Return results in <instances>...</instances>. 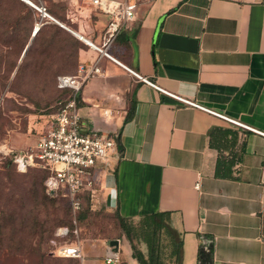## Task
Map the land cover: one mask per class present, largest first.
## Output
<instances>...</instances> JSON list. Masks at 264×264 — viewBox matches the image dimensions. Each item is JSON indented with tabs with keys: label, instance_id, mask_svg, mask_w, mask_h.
Here are the masks:
<instances>
[{
	"label": "crops",
	"instance_id": "0c3cea01",
	"mask_svg": "<svg viewBox=\"0 0 264 264\" xmlns=\"http://www.w3.org/2000/svg\"><path fill=\"white\" fill-rule=\"evenodd\" d=\"M107 22L83 0H0V45L42 46L64 30L81 42L78 62H92L85 40L101 45ZM108 52L114 60L101 58L103 74L79 107L86 131L116 133L119 143L98 166L93 201L131 220L168 212L181 264H200L209 248L211 264H264V135L205 110L264 133V0H144ZM127 96L134 108L124 122ZM117 239L120 264H138L126 236ZM106 244L81 264H107Z\"/></svg>",
	"mask_w": 264,
	"mask_h": 264
},
{
	"label": "rangeland",
	"instance_id": "374dc122",
	"mask_svg": "<svg viewBox=\"0 0 264 264\" xmlns=\"http://www.w3.org/2000/svg\"><path fill=\"white\" fill-rule=\"evenodd\" d=\"M143 1L139 0L138 5ZM72 44L65 37L61 56L53 50L49 56L31 52L24 63L18 58L20 47L0 45V264H81L80 259L57 256L54 249L60 244L79 242L86 259L100 241L117 239L124 233L116 211L107 209L101 200H86L75 219L64 200L47 195L39 161L33 158L21 166L15 159L23 155L29 160L26 155L34 154L35 129L56 112L59 102L67 96L56 88L55 81L60 74L72 75L76 71ZM60 57L63 61L57 63ZM126 101L129 105V96ZM140 221L126 220L128 234L147 257ZM59 228H67L68 234L57 237ZM158 246V263L175 264V245L164 230Z\"/></svg>",
	"mask_w": 264,
	"mask_h": 264
},
{
	"label": "built area",
	"instance_id": "2783aa9c",
	"mask_svg": "<svg viewBox=\"0 0 264 264\" xmlns=\"http://www.w3.org/2000/svg\"><path fill=\"white\" fill-rule=\"evenodd\" d=\"M83 1L89 3L97 12L108 16V22L102 34V44L98 46L91 42L88 43L98 52L97 56L92 62L80 63L74 74H60L56 77V88L60 91H67L68 95L59 103L56 112L35 129L34 154L26 155L29 160H25L23 155L16 156L12 152L21 166L33 161V158L39 161L40 166L47 171L44 180L46 193L66 199L74 215L80 209L85 196H88L90 201H93L97 196L99 190L98 166L106 164L116 152L117 147L116 133H99L84 129L79 112L81 93L91 79L103 74L100 66L101 58L106 57L114 60L109 54L108 48L120 30L135 20L139 6V0ZM34 7L42 16H49L44 6L34 5ZM127 70L163 94L181 103L202 108L190 100L160 88L133 70L129 68ZM205 110L232 125L264 135L263 132L224 114ZM103 114L107 116L108 110H103ZM195 188L199 189V183L195 184ZM67 234V228H59L56 231L57 237L62 238ZM54 254L84 260L79 242L60 244L54 249ZM105 262L107 264H120L121 262L118 250L114 251L109 244H106L105 247Z\"/></svg>",
	"mask_w": 264,
	"mask_h": 264
},
{
	"label": "trees",
	"instance_id": "16d2710c",
	"mask_svg": "<svg viewBox=\"0 0 264 264\" xmlns=\"http://www.w3.org/2000/svg\"><path fill=\"white\" fill-rule=\"evenodd\" d=\"M65 37L69 38L73 42V44H72L73 52H74L73 61H74V64L76 65V68H77V66L80 63H82V62H80V63L78 62L77 56H76L77 55L76 52H77L78 48L81 46V42L77 38H75L74 36H72L67 31H64V30L61 32V34L55 33V34H51L50 36H47L46 38H44L43 42H41L43 44L42 46H38L36 44L29 46L26 49L24 57H22V59H21V63H24L27 61V57L29 56V53H31V52H39L40 54H45L46 56H49V53L53 50L54 53L60 54V56H61V53L63 52V39ZM54 43H55V45H54ZM8 47L16 48L18 46H8ZM23 50H24V48L20 47V52L18 54V58H20ZM60 58H59V60H56L57 63H62V61H63L62 57H60ZM14 62H17V61L14 60ZM29 62H31V61H29ZM40 62H42V61H40ZM44 62H47V61L45 60ZM19 68H20V66H19ZM59 69H62V67L57 68V70H59ZM61 92L67 93V91H61ZM67 95H68V93H67ZM63 100H61V101H63ZM133 108H134L133 101L130 100L129 107L127 110V115L124 119V122L128 121L131 118L132 113H133ZM118 146H119V143H117V147ZM44 173H45V177H46L47 171L44 170ZM47 195L51 196L49 194H47ZM60 198L62 200H64V202L68 206L69 210L71 211L70 206L67 203L66 199H64L63 197H60ZM88 199H89L88 196L84 197V200H83V203H82L80 209L75 214V219H77L80 211L82 210L83 206L86 203V200H88ZM115 213H116V216L120 222L121 229L124 232L123 234L129 240V243H130V246L132 249L133 257L137 260L138 264H159L158 262H159V255H160L161 250L158 246V242H159L161 232L163 230L166 232V234L169 237H171L173 239V244L175 245V248L173 250V255L175 257V259H174L175 264H181V261H182V251H181L182 244H181V240L179 237V233L171 227L168 212H156V213L144 215L141 218H139L141 220L140 226L142 227L143 231L145 232V242L147 243V252H148L147 257H145L144 254L139 249H137L135 247V245L133 244L132 239H131L132 237L130 236V234H128V232H129L128 229L130 226H127L128 224L126 223V220L131 221V219L122 217L117 212H115Z\"/></svg>",
	"mask_w": 264,
	"mask_h": 264
},
{
	"label": "water",
	"instance_id": "95a60500",
	"mask_svg": "<svg viewBox=\"0 0 264 264\" xmlns=\"http://www.w3.org/2000/svg\"><path fill=\"white\" fill-rule=\"evenodd\" d=\"M74 34L78 35L77 33L73 32ZM80 38H82V36L78 35ZM85 40V39H84ZM89 43L88 40H85ZM27 48L24 49V51H26ZM118 244H119V240L118 239H111L109 240V245L112 246L114 251H117L118 249ZM210 249H202L201 250V255H200V259L201 262L200 264H211V258H210Z\"/></svg>",
	"mask_w": 264,
	"mask_h": 264
}]
</instances>
